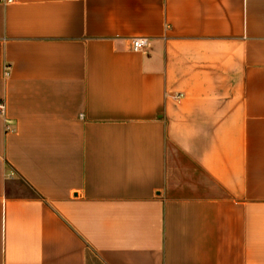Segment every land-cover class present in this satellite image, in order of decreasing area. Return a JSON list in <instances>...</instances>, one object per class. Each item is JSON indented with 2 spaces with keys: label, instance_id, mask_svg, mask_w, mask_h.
<instances>
[{
  "label": "crops",
  "instance_id": "obj_1",
  "mask_svg": "<svg viewBox=\"0 0 264 264\" xmlns=\"http://www.w3.org/2000/svg\"><path fill=\"white\" fill-rule=\"evenodd\" d=\"M0 100V264H264V0H0Z\"/></svg>",
  "mask_w": 264,
  "mask_h": 264
},
{
  "label": "built area",
  "instance_id": "obj_2",
  "mask_svg": "<svg viewBox=\"0 0 264 264\" xmlns=\"http://www.w3.org/2000/svg\"><path fill=\"white\" fill-rule=\"evenodd\" d=\"M6 1H10V0H6ZM128 39H129L130 48L134 51L143 50L145 46L148 44L147 37L143 35H132ZM3 73L7 74V66H4ZM171 96L174 99H178L180 94L178 92H175ZM4 108H5L4 102L3 100H0V114L1 115L4 114ZM4 128L9 129V125L6 122H4Z\"/></svg>",
  "mask_w": 264,
  "mask_h": 264
}]
</instances>
